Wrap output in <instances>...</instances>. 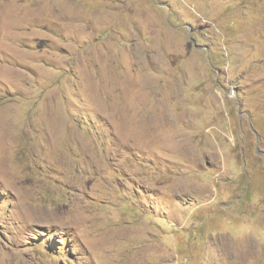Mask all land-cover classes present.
<instances>
[{"label":"rangeland","instance_id":"obj_1","mask_svg":"<svg viewBox=\"0 0 264 264\" xmlns=\"http://www.w3.org/2000/svg\"><path fill=\"white\" fill-rule=\"evenodd\" d=\"M0 264H264V0H0Z\"/></svg>","mask_w":264,"mask_h":264},{"label":"bare ground","instance_id":"obj_2","mask_svg":"<svg viewBox=\"0 0 264 264\" xmlns=\"http://www.w3.org/2000/svg\"><path fill=\"white\" fill-rule=\"evenodd\" d=\"M150 88V87H149Z\"/></svg>","mask_w":264,"mask_h":264}]
</instances>
